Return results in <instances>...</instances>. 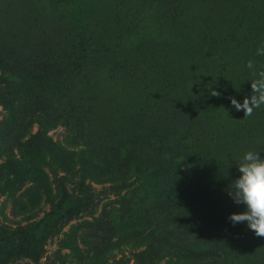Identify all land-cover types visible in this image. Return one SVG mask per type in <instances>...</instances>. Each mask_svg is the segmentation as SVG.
Returning <instances> with one entry per match:
<instances>
[{
  "label": "rangeland",
  "instance_id": "obj_1",
  "mask_svg": "<svg viewBox=\"0 0 264 264\" xmlns=\"http://www.w3.org/2000/svg\"><path fill=\"white\" fill-rule=\"evenodd\" d=\"M260 45L264 0H0V64L47 60L53 71L21 80L18 95L0 84V98L14 99L26 124L38 110L70 113L69 130L56 120L43 131L62 144L74 137L64 144L71 176L45 150L20 162L21 132L0 104V264H264V237L228 219L246 210L228 194L236 160L264 158V106L245 117L230 100L251 95L247 62L264 68ZM134 141L191 156L132 158L123 146ZM79 181L92 202L45 242L37 228L49 203ZM143 209L142 221L132 211ZM71 226L79 245L63 249Z\"/></svg>",
  "mask_w": 264,
  "mask_h": 264
},
{
  "label": "trees",
  "instance_id": "obj_2",
  "mask_svg": "<svg viewBox=\"0 0 264 264\" xmlns=\"http://www.w3.org/2000/svg\"><path fill=\"white\" fill-rule=\"evenodd\" d=\"M48 64L51 65V63H49V61L47 60L40 63L26 64L24 61L17 60L13 57H10V59L7 60H2L0 64V84H5L9 91H11L12 93H17L18 95L19 90L16 87H18V84L21 80L33 78L41 81L45 76L53 73L52 69L50 68L51 66ZM0 104L7 107V116L4 118V120L10 121V123L13 125V129L19 130L21 132L19 136V139H21V141L17 144L19 147L18 149L22 152V159L19 160L20 162H23L25 158L33 159L36 156H40L41 151L45 150L53 155L52 157L55 159V163L57 164V166H59L64 175L71 176V174H73V171L65 167V159L68 153L67 151L69 150L64 144H70V142L73 141L74 137H66V142L62 144L58 141H55L52 137L46 135V130L43 131V128L48 127V125H56L54 124L56 120V123L58 125H61L66 130H69V122L71 117L69 115L70 113L66 114V116L61 115L59 118H56L54 116L48 115L47 111L38 110L37 112H35V114H32L31 117L33 118L30 119V116L27 117L28 121L25 120L27 122L26 124L22 118L23 112L20 110V108H18L15 100L11 96L1 97ZM29 121H34L33 123H37L39 125V130L31 133L30 127H32L33 123ZM28 123L31 124L28 125ZM23 128L25 129V132L22 131ZM23 138H26V140H24ZM84 144L86 145L85 147L87 149H92V146L90 144ZM129 147H132V151L130 152L132 158H136L135 156L138 155L137 153H141L147 156L154 155L156 153L161 154L165 159L176 163L178 161L181 162L191 156L181 153L177 150H162L157 149L156 147H151L152 149H150L149 147L145 148L142 144L135 141L125 143L123 146V150L125 149V151H127L126 149ZM14 151L15 150H13L12 153H14ZM82 152L85 153L86 150H82ZM107 157L109 158V156ZM101 158L102 156H97V159L102 160ZM102 161L104 162V160ZM105 163L108 164L107 162H104V164ZM13 165L14 164L9 163V167H11L12 171L11 174L17 176L19 175L18 173H20V171ZM58 179L60 182H62V180H64V176H60ZM59 193L60 196L57 197L58 199L56 198L54 201L52 200L49 203L50 208L47 212L44 213V217L40 221V224L37 228L39 232L46 233V236L43 238L45 242L47 241L49 235H60L73 220V218L76 217L79 212L85 211L87 206L92 202V193L90 192V187L80 181L77 189L75 188L72 190H68L66 187H63L59 189ZM126 195L128 197V193H126L124 194L123 198L127 200ZM128 202L129 200L127 201V203ZM127 212L131 215L133 213L135 215H138V217L142 219V221L144 218H148V215L150 214L149 209H143L142 211L139 210L136 212L133 210V213L130 210H127ZM85 222L89 223V220ZM71 228L72 229L69 232L64 233V237L60 240V244L63 249L71 248L72 250L76 248V245H79V240L77 239L79 227L71 226ZM184 235L185 234H182L183 237L181 239L183 241H188L187 243L189 244L191 237L186 238ZM222 243H224V241H219V245H222ZM30 245L32 247V242L30 243ZM192 245H194L198 250L202 251L210 249V244L205 240L201 241L199 238H196L194 244ZM225 248L226 247H224L220 252L225 251ZM215 252L218 253V256H220V252Z\"/></svg>",
  "mask_w": 264,
  "mask_h": 264
},
{
  "label": "clouds",
  "instance_id": "obj_3",
  "mask_svg": "<svg viewBox=\"0 0 264 264\" xmlns=\"http://www.w3.org/2000/svg\"><path fill=\"white\" fill-rule=\"evenodd\" d=\"M256 55L264 57V45L258 46ZM247 68L251 70V95L246 96L243 103L235 97H230V100L237 111L243 110L245 117H250L255 109L264 106V68L257 69L251 59ZM210 94L221 95L214 89ZM236 162L241 175L232 182L228 194L235 204H243L246 210L233 212L228 219L234 225L246 222L256 236L264 237V158L259 152L248 150Z\"/></svg>",
  "mask_w": 264,
  "mask_h": 264
}]
</instances>
